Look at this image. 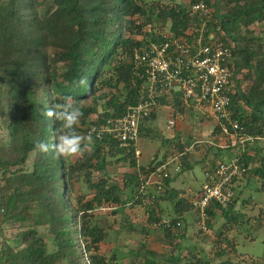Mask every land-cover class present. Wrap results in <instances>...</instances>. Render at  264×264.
<instances>
[{"label": "trees", "instance_id": "obj_1", "mask_svg": "<svg viewBox=\"0 0 264 264\" xmlns=\"http://www.w3.org/2000/svg\"><path fill=\"white\" fill-rule=\"evenodd\" d=\"M204 1L213 7L212 27L231 48L232 85L227 94L232 117L242 126L238 135L262 139L264 0ZM189 14V7L175 0H0V264H261L241 246L256 240L264 215L257 219L235 210L244 193L236 189L242 180L247 187L261 178L264 190V154L254 146L260 139L247 142L238 155L245 171L229 206L213 203L207 210L205 224L213 229V238L205 237L193 203L182 197L187 191L168 188L173 177L167 180L165 191L147 210L150 224L169 222L157 228L156 239L170 248L163 257L149 248L147 227L141 228L143 237L129 254L118 248L103 253L101 245L110 233L133 225L97 216L101 207L117 216L127 205H144V183L157 165L154 160L139 164L134 149L121 146L110 134L91 138V154L74 162L56 158L52 151L34 150L37 141L56 142L58 122L44 112L66 96L82 107L77 131L84 137L90 126L136 102L131 65L135 49L158 39L160 21L169 22L175 33L184 32ZM80 77L86 78V86L73 88L72 81ZM171 103L174 118L192 109L179 97H163L141 124L140 137L151 135L147 123ZM221 135L216 122L210 138ZM190 147L182 137L172 142L171 154L182 164L174 178L194 169L191 149L199 144ZM236 147L224 150L208 144L206 156L213 152L208 163L222 152L232 155ZM109 164L130 170L112 174ZM82 185L88 193L78 189ZM198 192L189 193L190 198ZM251 202L244 198L242 205ZM5 227L10 228L8 234ZM196 237L208 244L185 246V240Z\"/></svg>", "mask_w": 264, "mask_h": 264}, {"label": "built area", "instance_id": "obj_2", "mask_svg": "<svg viewBox=\"0 0 264 264\" xmlns=\"http://www.w3.org/2000/svg\"><path fill=\"white\" fill-rule=\"evenodd\" d=\"M189 9L192 18L184 32L175 33L169 22L160 21L158 39L135 49L131 58L132 78L139 99L128 103L122 114L109 116L105 121L90 126L87 134L97 139L110 134L121 146L134 149L139 158L142 153L138 147L141 124L163 97H179L188 106L203 111L209 109L220 124L222 135L207 142L224 150L230 146L237 147L232 155L224 154L212 163L207 162L203 186L194 198L185 197L193 203L200 217L201 229L206 231L207 210L211 204L226 208L234 198L236 181L245 171L239 153L244 151L247 142L261 138L238 135L242 126L232 117L227 94L232 85V68L228 64L232 52L218 29L212 27V5L198 0ZM166 106L172 113V103ZM167 124L173 127L175 118L171 116ZM172 164L175 169L182 165L178 159L170 157L150 172L144 183L147 193L144 205L151 206L156 196L165 191L167 180L171 178ZM99 209L105 211L107 208ZM162 223L169 225L167 220H163L154 223L153 227L160 228Z\"/></svg>", "mask_w": 264, "mask_h": 264}, {"label": "rangeland", "instance_id": "obj_3", "mask_svg": "<svg viewBox=\"0 0 264 264\" xmlns=\"http://www.w3.org/2000/svg\"><path fill=\"white\" fill-rule=\"evenodd\" d=\"M162 1L167 2L169 0ZM175 1L182 2L186 7H189L194 2L193 0ZM42 10H44V8ZM222 33L223 31L221 32V34ZM188 112L189 114L184 115L183 118H175L176 124L173 127H169L167 124V121L170 118L168 116V111L166 108H160L157 112V117L151 122L147 123V126L151 128V135H143L139 138L138 141V147L142 152L139 157V162L142 164H147L152 157H156L160 161L172 157L171 148L172 142H174L172 140L178 139L180 137L184 138L187 141H190L191 147L192 144L194 146L199 144V147L197 149H191L190 147L193 155L191 163L192 165H194V169L192 171H185V173L182 174L185 184L179 185H183L181 189H185L187 191H185L187 195L199 190V188H201V185L203 184V181L205 182V173L202 167L211 160L209 158L213 157V152L211 150L209 151V155L206 156L209 144L206 140H213L212 138H210V134L214 127L213 125L216 123L214 117H211L208 113H201L199 109L194 106H192V109ZM200 118L202 119L201 121ZM204 120L208 122L203 123ZM197 140L203 141L201 143H195ZM254 144L255 147L261 148V154H264V137H262V139L258 140ZM224 154L225 152H222V154H220V156H218L217 158L222 157ZM77 158L66 159L68 162H74ZM117 165H112L111 169L121 172L130 170V167H128L127 165ZM171 169V177L176 176V173L179 171V169H175L174 164H172ZM245 184V181L242 180L236 186V189L238 187L239 189L242 188L244 190V193L243 195L239 196L235 210H245L247 211V213H250L249 216H256L257 219H259L264 215V213L261 211V208L264 207V190H262L261 187L263 182L261 178H258L257 180H251L250 183L246 185L247 187H245ZM78 189L86 192V189L84 187H78ZM182 197L185 198L184 195H182ZM244 198L252 200V202L246 205V207L242 205ZM147 210H149V208L146 205H127L122 215L120 214L117 216H113L109 213V209H107V211L99 209L97 211V216L99 217L108 215L111 220L112 218L116 217L118 218V220H124V223H127V221L131 222V224L134 226L133 227L130 225V229L128 228L127 230H122L121 233L118 234L110 233L105 243L101 245V251L103 253H108L112 249L118 248L119 252H122L123 254H129L132 250H135L137 248L140 239L143 237L141 228L147 227L149 228V233L147 235L149 248L158 253L159 257H163V254L168 253L170 248L163 245L156 239V234L158 233L157 228L153 227V224L149 223V214ZM223 220V218L220 219L218 225H220ZM218 225H216L215 227H217ZM196 228L197 225H195L194 230ZM260 229V232L259 230H257V232H259V235L257 236L256 240H248L246 242V245L241 246V250L242 252L254 254L255 256L259 257L261 260V264H264V221L262 222ZM189 230L190 231L187 234L191 237L193 228L191 227L189 228ZM5 231L8 234L10 232V228L5 227ZM252 231L255 233L254 229ZM203 233L206 234V238H213V229L208 228L206 231H203ZM198 239L199 238L196 237L195 239L192 238L189 240H185V246H193L194 243H198V246H202L206 243L208 244V241L206 242V240L204 241L203 239H200L202 241H199Z\"/></svg>", "mask_w": 264, "mask_h": 264}, {"label": "clouds", "instance_id": "obj_4", "mask_svg": "<svg viewBox=\"0 0 264 264\" xmlns=\"http://www.w3.org/2000/svg\"><path fill=\"white\" fill-rule=\"evenodd\" d=\"M84 77L72 81L73 88L86 86ZM47 118L58 122L56 142L49 144L46 141H37L34 150L40 153L52 151L56 158H77L85 153L91 154V137H84L77 128L83 116L82 107L72 97H64L62 102L52 104L45 112Z\"/></svg>", "mask_w": 264, "mask_h": 264}, {"label": "crops", "instance_id": "obj_5", "mask_svg": "<svg viewBox=\"0 0 264 264\" xmlns=\"http://www.w3.org/2000/svg\"><path fill=\"white\" fill-rule=\"evenodd\" d=\"M160 108H166L167 109V111H168V116L169 117H171V116H173V114L170 112V107L169 106H166V105H163V106H161ZM201 113H208L211 117H214L213 115H212V113H211V111L208 109V110H206V111H203V110H199ZM187 114H189V112H186L184 115H187ZM200 121H201V118H200ZM215 121L217 122V120L215 119ZM205 122H208V121H205L204 120V122L203 123H205ZM214 126V125H213ZM213 130V129H212ZM177 140H179V138L178 139H175L174 141H177ZM210 140V139H209ZM206 141H208V140H206ZM173 157V156H172ZM78 159V158H77ZM76 159V160H77ZM151 160H154V163H153V165H158L159 164V162L161 163L162 161H164V160H158L156 157L155 158H151ZM150 160V161H151ZM166 160V159H165ZM149 161V162H150ZM138 162H139V160H138ZM148 162V163H149ZM179 162H180V160H179ZM139 164H142V163H140L139 162ZM114 166H116V165H114ZM118 166V165H117ZM109 170H110V172L112 173V174H118V173H121V171H117V170H113V169H111V164H109ZM181 168V167H180ZM205 173V172H204ZM175 176H173V179L171 178V181H169V186H168V188H171V186H174V187H178V188H181L182 186H179V185H181V184H185V181H184V179H183V175L181 174L179 177H176V178H174ZM203 184H204V181H203ZM203 184L201 185V187L203 186ZM80 187H84L85 189H86V192H84V193H88V189H87V187L85 186V185H82V186H80ZM201 188H199V190H200ZM198 191V190H197ZM83 192V191H82ZM181 195H184V197H186V198H190V196L189 195H187V194H181ZM98 211V210H97Z\"/></svg>", "mask_w": 264, "mask_h": 264}]
</instances>
